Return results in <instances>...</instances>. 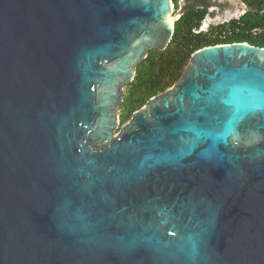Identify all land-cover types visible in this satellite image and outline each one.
Here are the masks:
<instances>
[{
	"label": "water",
	"instance_id": "obj_1",
	"mask_svg": "<svg viewBox=\"0 0 264 264\" xmlns=\"http://www.w3.org/2000/svg\"><path fill=\"white\" fill-rule=\"evenodd\" d=\"M173 11L0 0V264H264V47L195 50L120 123Z\"/></svg>",
	"mask_w": 264,
	"mask_h": 264
},
{
	"label": "trees",
	"instance_id": "obj_2",
	"mask_svg": "<svg viewBox=\"0 0 264 264\" xmlns=\"http://www.w3.org/2000/svg\"><path fill=\"white\" fill-rule=\"evenodd\" d=\"M172 0L174 13L181 15L174 24L171 41L163 50L151 49L147 58L138 63L134 79L126 86L120 105V123L130 119L132 113L152 96L171 87L182 75L191 54L204 46L221 43L248 42L264 47V0H240L245 11L237 17L210 22L203 29L211 2L217 0ZM228 3L221 4V11Z\"/></svg>",
	"mask_w": 264,
	"mask_h": 264
},
{
	"label": "rangeland",
	"instance_id": "obj_3",
	"mask_svg": "<svg viewBox=\"0 0 264 264\" xmlns=\"http://www.w3.org/2000/svg\"><path fill=\"white\" fill-rule=\"evenodd\" d=\"M181 3L185 4L186 2L182 1ZM224 3H228L230 6L224 7L223 12H222L220 7H221V4H224ZM237 5H239V8ZM214 9L216 10V14L214 16H208L205 19L202 25L203 29H205L210 22H213V21L220 22V21L227 20L231 17H237L243 11L242 5L239 0H218V2L212 3V5L210 6V10H214ZM179 11H177L176 13H174L173 11L174 17L178 16Z\"/></svg>",
	"mask_w": 264,
	"mask_h": 264
},
{
	"label": "flooded vegetation",
	"instance_id": "obj_4",
	"mask_svg": "<svg viewBox=\"0 0 264 264\" xmlns=\"http://www.w3.org/2000/svg\"><path fill=\"white\" fill-rule=\"evenodd\" d=\"M216 2H218V0H217V1H212V2H211V5H212V3H216ZM240 3H241V2H240ZM241 5H242V3H241ZM228 6H230V5L228 4ZM237 6H238V8H239V5H237ZM243 7H244V6L242 5V9H243ZM224 11H225V10H224ZM222 12H223V10H222Z\"/></svg>",
	"mask_w": 264,
	"mask_h": 264
},
{
	"label": "built area",
	"instance_id": "obj_5",
	"mask_svg": "<svg viewBox=\"0 0 264 264\" xmlns=\"http://www.w3.org/2000/svg\"><path fill=\"white\" fill-rule=\"evenodd\" d=\"M239 1H240V0H239ZM241 3H242V2H241ZM242 5H243V3H242ZM243 6H244V5H243ZM173 9H174V8H173ZM244 10H245V7H243V11H244ZM243 11H242L240 14H242V13H243ZM240 14H239V15H240Z\"/></svg>",
	"mask_w": 264,
	"mask_h": 264
},
{
	"label": "bare ground",
	"instance_id": "obj_6",
	"mask_svg": "<svg viewBox=\"0 0 264 264\" xmlns=\"http://www.w3.org/2000/svg\"><path fill=\"white\" fill-rule=\"evenodd\" d=\"M174 18H175L174 16L173 17H170V20L172 21Z\"/></svg>",
	"mask_w": 264,
	"mask_h": 264
}]
</instances>
